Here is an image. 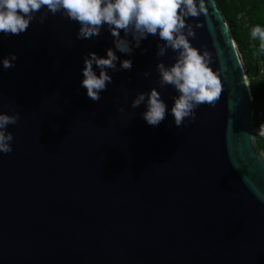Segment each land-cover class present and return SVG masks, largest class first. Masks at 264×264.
Listing matches in <instances>:
<instances>
[{
  "label": "water",
  "instance_id": "1",
  "mask_svg": "<svg viewBox=\"0 0 264 264\" xmlns=\"http://www.w3.org/2000/svg\"><path fill=\"white\" fill-rule=\"evenodd\" d=\"M205 4L206 15L186 20L189 39L211 54L222 92L181 127L171 114L178 93L159 86L157 70L178 53L158 35L139 47L129 35L132 52L120 53L107 25L78 39V23L46 8L26 32L0 34V62L17 56L12 68L0 63V111L20 114L7 129L13 151L0 153V264H264L253 96L216 1ZM110 47L117 71L94 102L81 86L84 57ZM153 87L168 107L155 127L146 103L131 106Z\"/></svg>",
  "mask_w": 264,
  "mask_h": 264
},
{
  "label": "clouds",
  "instance_id": "2",
  "mask_svg": "<svg viewBox=\"0 0 264 264\" xmlns=\"http://www.w3.org/2000/svg\"><path fill=\"white\" fill-rule=\"evenodd\" d=\"M42 8L52 15L60 12L78 23V39L99 36L101 29L107 25L114 38L115 49L120 53L132 52V45L127 39L129 35L136 47L147 36L158 35L167 48L178 53L170 67H165L163 63L157 65L159 86L170 85L178 93L171 108L177 127L184 126L186 120L194 121L200 106L206 104L215 107L218 102L222 85L217 72L210 67L213 62L211 54L206 48L201 51L190 43L189 37H194L195 32L192 25L186 23L189 17L198 18L201 14H207L205 0H0V34L7 36L26 32ZM202 26L200 23L196 25ZM121 32L124 37H121ZM251 36L259 37L261 48H264V28L256 25ZM116 51L110 47L106 50V56H98L92 51L84 57L81 86L94 102L100 100V93L106 91L107 85L112 82L108 69L117 71L119 57ZM164 54L165 47L162 46L157 55ZM16 59V54L10 53L0 63L3 69H9L15 66ZM93 65L99 69L98 75ZM131 67V59L120 60V68L128 70ZM142 103L147 105L143 118L150 126L155 127L163 122L168 107L157 88L137 94L131 106L136 108ZM19 119V112L7 114L0 111V153L13 151L11 142L14 136L7 129ZM259 135L264 136V123L260 126Z\"/></svg>",
  "mask_w": 264,
  "mask_h": 264
},
{
  "label": "trees",
  "instance_id": "3",
  "mask_svg": "<svg viewBox=\"0 0 264 264\" xmlns=\"http://www.w3.org/2000/svg\"><path fill=\"white\" fill-rule=\"evenodd\" d=\"M215 1L217 3V7L221 11L228 25L229 32L237 45L241 58L244 59L245 62L248 61V54L250 53V49L247 44L246 30L243 29V26L238 19L237 12L239 9L244 8L243 20L246 21V27L248 30H250V32L256 25H260L262 28H264V0ZM237 3H239V5H236ZM253 40L256 43V49L264 51V48H261V41L259 37H253ZM251 73H258V70L256 68H253L251 69ZM262 78L263 79L257 85L251 86V93L253 96L252 108L254 120L258 118V113L260 112V108H262L261 106H257L256 103L260 102L262 104V102H264V74Z\"/></svg>",
  "mask_w": 264,
  "mask_h": 264
},
{
  "label": "rangeland",
  "instance_id": "4",
  "mask_svg": "<svg viewBox=\"0 0 264 264\" xmlns=\"http://www.w3.org/2000/svg\"><path fill=\"white\" fill-rule=\"evenodd\" d=\"M245 2V1H244ZM236 5H239L237 3ZM244 8L239 9L237 12L238 19L243 26V29L246 30L247 44L250 49V53L248 54V61H244L242 59L243 67L245 69L248 84L251 88L252 85H257L263 78L264 74V51L260 49H256V43L251 36L250 30L247 29V23L243 20ZM256 68L258 73H251V69ZM251 76H250V74ZM260 102H257V106H261L260 112L258 113V118L256 120L253 119V136L255 147L258 152L264 158V136L259 135V129L262 123H264V102L260 105ZM260 114V115H259Z\"/></svg>",
  "mask_w": 264,
  "mask_h": 264
}]
</instances>
